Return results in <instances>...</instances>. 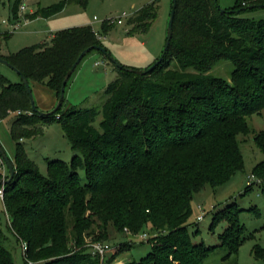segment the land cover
Wrapping results in <instances>:
<instances>
[{"label":"trees","instance_id":"16d2710c","mask_svg":"<svg viewBox=\"0 0 264 264\" xmlns=\"http://www.w3.org/2000/svg\"><path fill=\"white\" fill-rule=\"evenodd\" d=\"M23 2L16 0L12 7L15 26ZM87 2L63 0L27 18L50 19L69 3ZM261 5L264 0H237L223 12L215 0H177L163 61L144 74L115 65L119 77L101 107L80 111L67 106L65 98L55 114L41 115L33 111L23 82L13 83L0 72V119L15 115L10 135L17 144L16 174L4 185L3 202L12 225L7 229L27 244L25 264H114L138 236L152 244L151 251L123 264H204L219 249L227 250L226 262L238 255L244 243L239 212L214 219L212 228L222 221L229 225L219 247L194 245L188 228L195 195L224 185L244 169L240 137L252 132L249 118L264 117V20L243 17ZM158 8L154 1L129 19L135 32L149 31ZM111 21L103 23L106 35L116 24ZM98 35L91 25L78 26L56 32L50 43L4 55L7 35L0 34V58L32 89L34 84L48 87L59 100L80 55L103 47ZM42 121L61 124L77 153L71 163L49 162L46 176L21 144L43 135ZM255 141L264 147V133ZM3 220L0 213V264H15L4 246ZM117 239L125 241L110 245L104 260L91 247ZM254 257L264 261V249L255 246Z\"/></svg>","mask_w":264,"mask_h":264},{"label":"rangeland","instance_id":"374dc122","mask_svg":"<svg viewBox=\"0 0 264 264\" xmlns=\"http://www.w3.org/2000/svg\"><path fill=\"white\" fill-rule=\"evenodd\" d=\"M14 1H0V34L7 35L1 47L2 54H15L27 47L50 43L56 32L85 25H91L94 31L102 36V45L107 53L125 68L147 69L162 57L166 46L172 0H88L86 6L69 3L57 16L35 20L28 19L27 16L36 13L40 8L49 7L63 0H24L23 6L26 9L20 12L17 27L12 16ZM154 1H158L159 6L156 20L151 24L148 32H135L134 26L129 24V19ZM236 3L237 0H219V6L223 10L232 9ZM124 14L127 17H123ZM243 17L262 21L264 8L248 11ZM119 19H122L123 23H116L106 35L103 31V23L107 20ZM96 63H100V66H96ZM228 70L232 71L231 65L228 66ZM0 72L13 83L21 81L20 76L13 69L2 63H0ZM220 72L226 76L225 69H221ZM118 77L115 64L100 52L92 51L81 62L69 82L65 95L66 105L76 106L80 111L101 107L107 99L106 90ZM41 88L40 92L33 88V93L39 111L47 114L53 111L57 104L54 108L48 109L53 91L48 87L41 86ZM14 120V114L3 120L0 119V143L11 161L13 160L11 153H15L17 148L10 135ZM248 124L252 130L251 134L240 137L244 169L224 185L217 188L207 186L195 195L192 202L193 215L188 228L194 245H203L207 248L219 247L221 236L229 225L222 221L212 228L214 219L228 211L239 212L240 222L244 228V243L238 255L227 262L223 260L228 253L227 250L219 249L204 264H264V261L254 257L255 246L264 249V147L255 141L256 136L264 133V117L253 116L248 119ZM40 125L44 129L43 135L35 139L23 140L21 144L28 157L36 163L39 172L46 176L49 162L61 160L71 163L77 153L74 152L72 143L61 124L56 121L50 124L42 121ZM3 165L0 159V178L7 180L9 170L5 164ZM255 170L263 176L257 175ZM79 176L85 182L83 170H80ZM0 190H4V185ZM0 213L4 218L3 229L8 237L4 246L12 252L15 264H25L23 252L25 243H18L12 231L7 229V224L10 228L12 225L1 199ZM201 216L204 218L199 221ZM122 241L125 239H117L107 244L115 246L114 243ZM133 243L131 251L121 254L114 264H123L130 259L139 261L152 249V244L148 240H143L142 236L134 238Z\"/></svg>","mask_w":264,"mask_h":264},{"label":"water","instance_id":"95a60500","mask_svg":"<svg viewBox=\"0 0 264 264\" xmlns=\"http://www.w3.org/2000/svg\"><path fill=\"white\" fill-rule=\"evenodd\" d=\"M217 3L219 2V0H215ZM220 7V6H219ZM256 6H250L249 8L250 9H253L255 8ZM258 7H263L264 8V5H261V6H258ZM176 8H177V0H173V9H172V12H171V18H170V22H169V27H168V34H167V42H166V46H165V49H164V52H163V55L162 57L151 67L149 68L148 70H144V71H136L140 74H144V73H147L149 71H152L156 66L160 65V63L163 61L166 53L168 52L169 50V47H170V44H171V40H172V37H173V30H174V20H175V14H176ZM223 12H226V10H223ZM229 13H232V12H229ZM92 51H98V52H101L102 54H104L105 56H107L118 68H123V66H121L115 59H113L108 53H107V50L102 47V46H95V47H92V48H89L87 50H85L79 57V59L76 61V63L73 65V67L71 68V70L68 72V74L66 75L65 79H64V83H63V87H62V90H61V95L59 97V100L57 102V106L56 108L51 111L50 113H41L38 109V106L36 104V99H35V96H34V93H33V89L29 83V81L27 80V78L25 76H23L19 70H17L13 65H11L9 62H7L6 60L4 59H1L0 58V63L8 66L9 68L13 69L19 76H20V79L21 81L23 82V84L25 85L26 87V90L29 94V97H30V101H31V104H32V108H33V111L36 112V113H40L41 115H53L55 114L58 110H60L64 104V100H65V95H66V89H67V84L69 82V80L71 79V77L73 76V74L75 73L76 69L79 67V65L81 64V62L84 60V58L89 54L91 53ZM129 71H133L131 69H127ZM0 159H1V162L2 164H5V166L7 167V169L9 170V178L7 180H4L3 178H0V184L2 185H7L9 183H11L15 177V174H16V170H15V167L12 163V161L10 160L9 156L6 154L5 150L3 149L1 143H0Z\"/></svg>","mask_w":264,"mask_h":264},{"label":"built area","instance_id":"2783aa9c","mask_svg":"<svg viewBox=\"0 0 264 264\" xmlns=\"http://www.w3.org/2000/svg\"><path fill=\"white\" fill-rule=\"evenodd\" d=\"M25 7L22 5V7H21V9H20V12L22 11H25ZM123 17H127V15L126 14H124V16ZM111 23H118V24H122L123 23V20L122 19H119L118 21H115V20H113V21H111ZM18 25H16V27H17ZM99 37H100V35H98ZM101 38V37H100ZM96 66H100V63H96ZM3 165V164H2ZM4 166V165H3ZM6 175H5V171H4V177H5ZM0 199L2 200V201H4V190H0ZM203 216H201V217H199V221H202L203 220ZM92 249H93V251L95 252V254L96 255H99L101 258H102V260H104L105 259V257H106V254L108 253V251L111 249V246L109 245V244H103V243H98V244H93L92 246ZM27 244L25 243L24 244V248H23V252L24 253H26V251H27Z\"/></svg>","mask_w":264,"mask_h":264},{"label":"crops","instance_id":"0c3cea01","mask_svg":"<svg viewBox=\"0 0 264 264\" xmlns=\"http://www.w3.org/2000/svg\"><path fill=\"white\" fill-rule=\"evenodd\" d=\"M1 1V0H0ZM16 1V0H15ZM14 1V3H15ZM14 5V4H13ZM4 54V53H3ZM6 55V54H4ZM33 88L37 91V92H40L41 91V86L38 85V84H34ZM58 100H57V97H56V94L53 93L52 96H50V102H49V106H48V109H52L55 107V105L57 104ZM16 153V152H15ZM15 153H11L12 154V158H14L15 156Z\"/></svg>","mask_w":264,"mask_h":264}]
</instances>
